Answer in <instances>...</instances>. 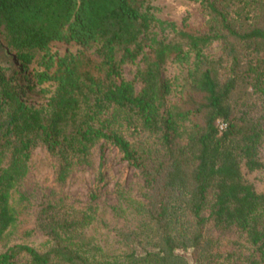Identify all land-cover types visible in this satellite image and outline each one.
<instances>
[{"label": "trees", "instance_id": "1", "mask_svg": "<svg viewBox=\"0 0 264 264\" xmlns=\"http://www.w3.org/2000/svg\"><path fill=\"white\" fill-rule=\"evenodd\" d=\"M192 1L183 30L146 0H0L25 79L54 86L27 104L0 67V264H264V0ZM38 146L53 180L25 187ZM96 147L136 176L111 219L101 165L85 200L62 191Z\"/></svg>", "mask_w": 264, "mask_h": 264}, {"label": "rangeland", "instance_id": "2", "mask_svg": "<svg viewBox=\"0 0 264 264\" xmlns=\"http://www.w3.org/2000/svg\"><path fill=\"white\" fill-rule=\"evenodd\" d=\"M146 4L152 8V13L160 19L173 21L178 28L191 30L201 28L204 23V12L198 3L192 0H146ZM50 51L54 54L63 55L65 53H75L81 48L75 43L52 42ZM95 47L89 51H94ZM39 57V55L37 56ZM0 67L12 78L19 92L21 99L30 105H45L50 92L54 86L50 83L32 85L25 79V73L21 71L14 60L10 51L0 36ZM122 70L125 78L131 80L134 74V67L130 64H124ZM186 74V69L177 64L167 65L164 69V75L171 81H180ZM30 162L33 172L30 173L24 183L25 187L35 185L45 181L51 183L53 176L47 160V155L42 146L36 147L32 153ZM105 171L107 185L102 190L98 200L100 207L105 211L106 217L111 219V207L115 204V198L112 193V187L116 181H120L125 186L133 184L136 180L134 170L123 162L117 151L106 147L104 151L96 147L91 155V163L86 166L78 167L66 180L62 187L64 194L72 199L85 200L89 191L93 188L95 175L99 166Z\"/></svg>", "mask_w": 264, "mask_h": 264}]
</instances>
